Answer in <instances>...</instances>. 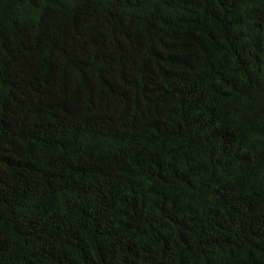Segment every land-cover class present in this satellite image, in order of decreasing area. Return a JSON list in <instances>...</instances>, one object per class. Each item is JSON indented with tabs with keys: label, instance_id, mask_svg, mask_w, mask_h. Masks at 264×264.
<instances>
[{
	"label": "trees",
	"instance_id": "trees-1",
	"mask_svg": "<svg viewBox=\"0 0 264 264\" xmlns=\"http://www.w3.org/2000/svg\"><path fill=\"white\" fill-rule=\"evenodd\" d=\"M0 264H264V0H0Z\"/></svg>",
	"mask_w": 264,
	"mask_h": 264
}]
</instances>
